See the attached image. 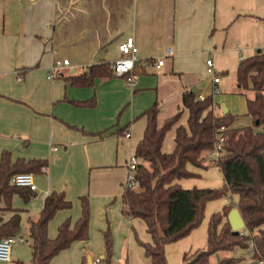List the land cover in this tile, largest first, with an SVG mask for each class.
<instances>
[{
  "label": "crops",
  "instance_id": "obj_1",
  "mask_svg": "<svg viewBox=\"0 0 264 264\" xmlns=\"http://www.w3.org/2000/svg\"><path fill=\"white\" fill-rule=\"evenodd\" d=\"M130 35L135 37L141 59L165 57L168 49L172 55L164 58L160 68L152 63L138 68L134 85L119 76L96 77L92 85L73 83L74 77L88 74L92 65L119 58V45ZM260 50H264V0H0V163L4 151L13 160L49 161L44 174L33 173L44 180L26 207L12 204L18 195L12 198L11 206L20 209L22 218L17 233L23 235L24 229L30 237L31 222L39 219L46 196L54 190L65 191L72 207L59 210L50 221L48 235L55 238L66 219L70 217L72 223L79 219L81 196L88 195L91 237L75 241L50 264H83L84 258L88 264L89 257L95 260L96 249L103 259L108 221L116 263L153 264L137 242L139 237L152 242L146 222L125 215L123 202L128 161L144 137V113L158 101L160 126L178 111H187L189 117L183 93L193 88L199 95L213 94L218 114L223 113L222 105L237 117L248 112V107L237 111L224 97H216L213 89L223 84L222 72L236 75L241 58ZM208 57L214 58L221 78L217 85L206 73ZM63 59H69L70 65L61 67L56 78H49L53 63ZM205 81L208 91L200 89ZM220 88L221 92L224 88ZM237 91L248 100V94ZM180 125L179 120L172 126L174 150ZM168 133L162 145L166 153L172 152V145L165 146ZM208 154L204 163L209 166L193 165L204 174L219 168ZM207 177L200 174L178 183L191 189L215 188L222 182L221 175L218 180ZM237 200V195H229L223 203ZM5 205L0 201V206ZM208 225L167 244L168 262L180 263L186 255L205 249ZM30 246L28 251L21 250L22 255L32 253ZM18 247L13 248L11 261L0 264L23 261L14 258Z\"/></svg>",
  "mask_w": 264,
  "mask_h": 264
},
{
  "label": "trees",
  "instance_id": "obj_2",
  "mask_svg": "<svg viewBox=\"0 0 264 264\" xmlns=\"http://www.w3.org/2000/svg\"><path fill=\"white\" fill-rule=\"evenodd\" d=\"M138 68H142L138 64ZM237 87L247 94V107L252 124L242 128L233 127L237 115L230 112H215L213 94L204 99L191 89L183 93L184 106L189 111L188 126L177 128L173 152L162 151L167 132L181 117V112L158 124L159 104L156 101L147 111V124L143 139L138 143L135 154L140 163L136 174V184L126 186L123 193L124 214L142 218L152 236V242H144L146 255L153 264H169L166 245L189 235L204 218L207 202L237 195L235 203L225 205L214 213L208 225V246L192 255H186L182 264H239L240 256H222L217 262L213 257L221 252L236 248H247L250 235H254L255 261L264 262V50L245 57L237 68ZM116 76L110 63L92 65L89 73L74 77L76 85H92L96 77ZM226 126L224 153L217 165L224 176L221 188H183L178 180L196 176L188 170V164L205 168L206 155L213 149L217 131ZM261 127L262 130H257ZM49 166L46 159H12L9 151H4L0 163V239L17 234L21 226L20 209L11 206L14 195L25 201L33 196V190L15 186L10 178L15 173L31 172L44 174ZM82 213L73 224L66 219L58 229L55 238L48 235V225L56 213L72 207L65 191H52L44 201L40 217L30 225L32 258L30 264H50L60 252L71 247L75 241L90 237L91 205L88 195L81 196ZM237 207L244 220L248 234H237L228 220L229 212ZM8 212L12 214L7 215ZM106 255L103 260L111 264L113 256V235L110 228L104 233ZM83 264H87L86 258ZM16 264H24L18 261Z\"/></svg>",
  "mask_w": 264,
  "mask_h": 264
},
{
  "label": "built area",
  "instance_id": "obj_3",
  "mask_svg": "<svg viewBox=\"0 0 264 264\" xmlns=\"http://www.w3.org/2000/svg\"><path fill=\"white\" fill-rule=\"evenodd\" d=\"M49 25V23H47ZM120 57L115 59L110 63L112 69L114 70L116 76L123 77L129 85H134L136 83L135 72L137 70L138 64L141 67H146L148 64L156 65L158 68L162 67L164 64V58L172 55V50L168 49L165 57H160L156 59H141L139 57V48L136 44L135 37L130 35L126 38L124 42L119 45ZM244 58H241L243 60ZM70 65L69 59L56 60L48 72V77L51 79L56 78L59 75V69L61 67ZM206 71L212 77L214 85H217L221 78L216 70V63L213 57H208L206 59ZM17 71L18 80H22L23 76ZM213 92L219 93L220 90L217 86L213 89ZM205 96L200 95L201 99ZM227 127L221 126L216 135V141L213 149L209 152L208 156L212 162H217L221 155L224 153V147L226 142V132ZM130 132L127 131L126 137H130ZM57 149V147L55 148ZM140 159L136 154L130 156L128 161V176L126 186H134L136 184V174ZM10 183L15 186L27 187L33 191L37 189V184L35 181V176L31 172H19L15 173L10 178ZM240 234H248L245 229L240 230ZM25 236L22 234H14L6 236L0 239V262H9L12 258L13 248L17 243L24 242ZM247 250L250 254H254L256 251V242L254 235H250L248 240ZM102 258H97L93 260V264H98L101 262ZM263 262V261H261ZM264 263V262H263ZM118 264V263H115Z\"/></svg>",
  "mask_w": 264,
  "mask_h": 264
},
{
  "label": "rangeland",
  "instance_id": "obj_4",
  "mask_svg": "<svg viewBox=\"0 0 264 264\" xmlns=\"http://www.w3.org/2000/svg\"><path fill=\"white\" fill-rule=\"evenodd\" d=\"M217 61H218V66H219L218 68H220V60L217 59ZM206 73H207V71H206ZM207 75L210 77V75L208 73H207ZM221 75H222L221 78L224 81H223V84L220 85L221 88L220 87L219 88L220 89L224 88V89L220 92V94L218 93L215 96L218 97V98L224 97L225 101L227 100L229 102V104L231 102V104L236 106L235 108H236L237 111L245 110V108H247V104H246L247 103V98L244 95L239 94L238 91H237V89H239V88H236L237 86H236V75H235V73H233L232 71H229V73H223L222 72ZM205 85H206V81L203 83V85L200 87V89L203 90V91H208L209 89ZM247 94H248L249 98H252L254 96L253 91H248ZM158 104H159V112H160V111H162V107H161L160 103H158ZM222 108H223V105H222ZM178 112H176L174 115H176ZM246 112L244 111V112H240L239 113L238 118L236 119L233 127L242 128L244 126H249V125L252 124V120H251V118L249 116H247ZM174 115H172V116H174ZM169 117H171V116H169ZM165 120H164V122H165ZM180 124H182L185 127L188 126L187 111H185L184 113L181 114ZM173 129L174 128H172V129H170L168 131L169 133L167 135V140H166L167 144L165 143V146L167 145V147H169V148H171V145H172V152L174 151V137L171 136L173 134V132H174ZM257 130H262V128L259 127V128H257ZM188 170L198 175V176L196 175L194 177H199L200 174H201L204 177V179H208L209 177H207V176H210V177L216 178L218 180L220 175H221L222 176V182H221L220 185L215 186V188H221V187L224 186V177H223V173H222L220 168H217V169L211 168L210 169L211 173L204 174L202 172H199L192 164H188ZM43 180H44L43 176H36V178H35V181H36L37 185L40 182H42ZM224 198H226V197L214 199V200H211V201L207 202L205 213H204V218H203L202 222L200 223V225L197 228L201 227L203 224L207 225V222H209L211 216L214 213H218V212L223 210V208H224V203H223L224 202ZM25 202L26 201L20 195H18L16 197V199L13 201L12 204L14 206L20 205L21 208H25L26 207V203ZM232 203H234V202H232ZM90 205H91V202H90ZM91 209H92V206H91ZM69 219H70V217H69ZM75 222H73V223H75ZM109 223L110 222L108 221L107 228L103 231V235H104L105 231L107 229H109V228H110L111 233L113 235V231H112V228H111ZM97 228H98V225H97V223H95V231H97ZM21 232L24 233L25 235L27 234L24 229H22ZM100 233H102V229H100ZM142 233L144 234V231ZM137 236H139L138 233H137ZM90 237H91V234H90ZM25 239H26L25 242H23V243H21L19 245L16 244L14 246V249H17L16 247L19 246L18 247L19 251L17 253H15L14 258L17 259V260L18 259L23 260L26 264H29L30 261H31V258H32V253H30V255H29V252H27V256H26L24 254L22 255V251H24L23 249H25V251H28L27 250L28 249V245H31V238L25 236ZM137 242L140 245H142V243H144V242L148 243L147 241H143V239H141L140 237H139V239H137ZM95 243H96V240H95ZM99 252H100V249H96L94 251V253H93L94 259L100 258L99 256H100L101 253H99ZM104 254L106 255V249L104 250ZM226 255L242 257V260L240 261L241 264H264V263H261L259 261L255 262V260L253 259V255L248 252L247 248H245V249L236 248L235 250L230 251V252L218 253V254H216L213 257V261L217 262L218 260H220V258L222 256H226ZM117 258H118V256H115V254H114V235H113V256L111 258V262H112L111 264H115L117 262V260H118ZM182 263H183V261L180 262V263H177V264H182ZM92 264H93V262H92ZM98 264H107V263L102 259L101 262H99Z\"/></svg>",
  "mask_w": 264,
  "mask_h": 264
},
{
  "label": "water",
  "instance_id": "obj_5",
  "mask_svg": "<svg viewBox=\"0 0 264 264\" xmlns=\"http://www.w3.org/2000/svg\"><path fill=\"white\" fill-rule=\"evenodd\" d=\"M192 91L194 93H198V89L193 88ZM228 108L223 105V113H228ZM228 220L231 224L232 230L239 234L240 230L245 228V220L240 212V210L237 207L232 208V210L229 212ZM88 264H92L91 257L88 258Z\"/></svg>",
  "mask_w": 264,
  "mask_h": 264
}]
</instances>
